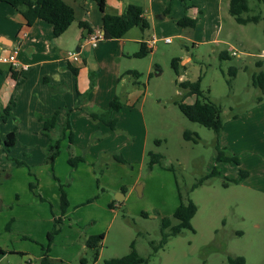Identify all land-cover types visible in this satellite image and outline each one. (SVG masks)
Wrapping results in <instances>:
<instances>
[{
    "label": "rangeland",
    "instance_id": "1",
    "mask_svg": "<svg viewBox=\"0 0 264 264\" xmlns=\"http://www.w3.org/2000/svg\"><path fill=\"white\" fill-rule=\"evenodd\" d=\"M177 1L164 0L163 9L153 0L150 27L144 33L152 50L144 57L133 56L138 46L131 39L88 44L90 53H95L76 77L65 68L59 72L49 64L34 63L58 46V40L41 30L42 39H49L35 45L33 59L21 62L17 58L28 65L23 74L30 73L24 90L39 94L27 96L30 100L67 99L78 105L90 104L95 94L90 93L89 71H94L98 97L111 100L117 95L122 108L113 114L117 120L115 129L101 126L100 133L92 120L81 122L77 127L82 133L77 143L79 155L68 142L61 146L63 157L67 156L65 164L63 160L58 164V168L66 167L61 176H65L67 164L70 166V153L82 159L96 155L91 181L84 170L77 169L75 173L71 166L65 179L60 180L49 168L37 165L39 156L47 158L41 140L27 147L17 140L10 152H4L3 137L18 123L9 118L0 124V247L14 252L0 256V264H39L41 246L47 244L46 234L52 229L53 218L60 216V231L49 251L52 264H103L128 254L131 242L145 264H226L229 256L237 255L244 257L245 264H264V90L252 85V75L259 69L264 71V22L239 24L228 13L229 0H216V13H193L191 8L190 14L197 17L196 25L180 27L174 6ZM201 2L208 0H191L188 4ZM247 4V15L264 16V2L247 0ZM13 14L16 11L10 4L0 2V29L14 38L20 27L12 19ZM76 27L75 22L59 40V46L80 56L76 50L79 41L72 37ZM164 37L171 41L164 42ZM223 50L229 57L220 59ZM16 51L19 58H26L23 48L18 46ZM173 58H179L177 74L171 66ZM260 61L262 66L258 68L256 62ZM70 63L82 65L81 60ZM231 68H235L234 75ZM6 72L0 70V107ZM199 76L204 95L221 107L222 129L218 135L188 120L175 103L194 101L195 97L186 95L188 90L179 83L194 82ZM82 81L87 86L85 90L81 89ZM58 86L60 91H56ZM10 95L18 100L19 111L25 116L26 109L21 106L25 101L14 91ZM90 130L93 131L88 134ZM185 130L197 134L192 135L195 142L183 138ZM41 132L44 129L25 136L29 132L22 129L27 142L40 138ZM216 145L236 156L238 164L216 162ZM149 150L163 155L161 164L151 169L147 165ZM112 152L121 153L127 163L115 161ZM13 159L25 165L17 167ZM214 166L218 174L192 189ZM239 170L247 176L224 185L237 179ZM73 179V201L62 215L58 181L68 183L63 187L66 192ZM30 183H34L33 189ZM118 184L124 192L118 191L119 187L114 189ZM179 193L183 201L190 198L197 205L192 230L182 229L160 246L161 219L173 213L180 202ZM99 196L101 200L93 202ZM83 197L87 199L75 203ZM122 197V201L117 200ZM109 198L112 201L108 204L105 201ZM89 199L91 202H87ZM176 223L173 219L172 225ZM164 231L169 232L170 227ZM99 234L104 238L96 256L85 241Z\"/></svg>",
    "mask_w": 264,
    "mask_h": 264
},
{
    "label": "trees",
    "instance_id": "2",
    "mask_svg": "<svg viewBox=\"0 0 264 264\" xmlns=\"http://www.w3.org/2000/svg\"><path fill=\"white\" fill-rule=\"evenodd\" d=\"M7 2L8 4L15 7L26 19L28 25H30L35 19H41L51 24L52 35L57 38L62 35L67 28L74 22V12L72 7L63 0H0ZM98 5L99 10L102 13L101 16V28L103 31L104 40L121 38L128 30L133 27H139L141 30L149 29V21L143 16L142 7L138 4H129L126 6L125 10L121 14L109 13L106 11V0H94ZM184 4V13L177 20V25L180 27H194L197 22V17L190 14V9L192 5L188 4L191 0H180ZM264 2V0H258ZM169 7L166 8L165 12H168ZM249 7L247 0H229L228 3V13L233 17V19L239 24L247 23H257L262 20L264 22V16L260 15H247L249 12ZM246 14V15H245ZM80 27L86 28L83 22H79ZM90 29L88 30V32ZM152 50L148 47L146 41L140 43L139 49L133 54L134 57H144L148 52ZM220 59L229 57V53L223 50L220 55ZM178 62L179 58H173L171 61V66L174 72L178 73ZM256 66L261 68V62H256ZM74 74L77 73L75 67H70ZM230 72L234 75L235 68H231ZM133 75L138 76L137 71H131ZM201 77L199 76L194 82H180V86L187 89L188 96L193 95L195 97L192 103L185 102L183 100L175 102L178 106L180 112L190 121L196 122L204 127L212 129L215 134H219L222 129L221 120V107L219 104L211 101L203 93L200 87ZM95 84V72H89V88L91 89ZM252 85L264 90V71L259 69L256 73L252 75ZM11 102L5 107L0 108V124L5 121V118L11 113ZM122 107L119 96L115 95L109 102L108 108L103 111H93L86 110V113L94 121H99L107 125L111 129H115L117 120L113 117L112 113L119 111ZM38 119L43 123V129L46 136L49 138L48 146L46 149L47 156L54 159L59 152V141L64 137L65 130H69V147L72 149L73 143V132L69 121L61 127V133L57 138L53 139L50 136V131L57 128L56 126V113L50 117L38 116ZM196 133L185 130L183 132V138L185 140L196 141ZM16 142V128L13 127L9 132L5 134L2 140L3 151L8 152L9 149L14 146ZM226 148H219L216 145V162H235L238 164L237 157L234 155H228L225 152ZM148 168L151 169L155 164H161L163 155L154 151H147ZM112 158L120 163H127L126 159L121 153L114 152L111 154ZM16 166H24L25 163L21 160L13 159ZM82 157L74 156L70 153L68 158V163L71 167H75L78 162L82 161ZM218 174L216 166H214L210 173L202 176L195 184H193L192 189L201 185L205 180ZM247 174L242 170H239V177L237 179H230L224 183L227 185L228 182H238L242 178H245ZM68 185V183H60L58 181V186L60 190V207L62 215L64 214L68 201L66 198L65 191L63 187ZM29 188H34V183L29 184ZM180 202L176 206L175 210L170 216L163 217L161 219V238L160 246H162L170 235H176L180 233L182 229H191V219L197 211V205L195 202L188 198L186 201L182 200V195L179 193ZM91 202V199L87 200ZM61 217L53 218V226L50 231L46 234L47 244L46 246H41V259L40 264H52L49 260V251L52 244L54 236L60 231ZM177 220V223L172 225V220ZM170 227L169 232H165L164 229ZM103 239V234L89 236L85 245L89 248L94 249L97 256V250ZM13 253L12 251H7L0 247V255L5 253ZM146 260L139 257L135 248L134 243L130 244V252L122 257H115L107 259L103 264H145ZM30 264V263H28ZM226 264H245V259L241 255L229 256L227 258Z\"/></svg>",
    "mask_w": 264,
    "mask_h": 264
},
{
    "label": "crops",
    "instance_id": "3",
    "mask_svg": "<svg viewBox=\"0 0 264 264\" xmlns=\"http://www.w3.org/2000/svg\"><path fill=\"white\" fill-rule=\"evenodd\" d=\"M63 1H65L67 4H69L72 7L73 12H74V22L72 24H74L76 22L77 27L74 29L72 37L75 39V41H79L77 44V48H78L77 51L80 55V56H78V59L75 61L81 60L82 65H77L76 67L72 66L70 62L73 60H71V58L68 57L69 52H66L65 50H63L61 48L62 45L59 46L60 45L59 40L62 38V36L65 34V32L72 26V24L67 28V30L62 35L55 38L52 35L51 24H49L46 21L41 20V19H35L30 25H28L24 16L18 10H16L12 5H11V7H12L13 12L16 11V14L12 15V19L14 21H17L20 29H19V32L17 33V36L14 38L11 35H9L8 33L2 31V29H0V52L9 53V52L13 51L14 49L18 48V46H19L20 48L24 49V51L27 53V55H26V58H23V57L19 58V55L17 56V58L20 59L21 62L30 61L33 59L32 54L34 52L35 45L38 44L39 42L43 41V40L49 39L50 34H51L53 39L58 40L57 48L55 50L45 54V56L43 58H41L40 60H35L34 63L49 64L51 66H54V68L56 70H59V72H61L62 68H65V69L70 70L72 72V74L77 77L79 72H81L87 68V62L91 59V53H93V54L95 53V51L90 53V49L88 46L89 43L85 40V37L88 34L89 29L92 30L96 26L101 27L102 13L99 10L98 5L96 4V2L94 0H63ZM154 1H155V4L157 3L158 5L162 6L163 9H165L166 4H165V2H163L164 0H154ZM178 1L175 2V4H174L175 9H176V15H178V16H176V19H179L184 13V4L180 0H178ZM0 2H4V1H0ZM152 2H153V0H149V5L146 6V0H106V11L109 13L121 14L125 10L127 5L138 4L142 7L143 16L148 19V17L151 15V11L153 8ZM217 2H216V0H208V2H201V3H198L197 5L192 3L193 13L200 12L202 10H205V11L209 10L212 13H216L219 9V3H217ZM190 11H191V9H190ZM79 22H83L86 25V28L80 27L78 25ZM138 29H139V31H134V30H138ZM41 30L44 31L45 35H47V32H48L49 38L42 39V36L40 34ZM145 31L146 30H141L139 27H133L130 30H128V32H126V34L123 37L119 38V40H123V42H124V40L131 39L132 41L137 43V46H138L137 49H139L140 43L143 41H146L145 36H144ZM79 37H80V40H79ZM107 40H109V39H107ZM96 50H98V48ZM231 54H233V53H231ZM21 64H26V62L21 63ZM70 67H75L77 69V73L74 74ZM0 70L1 71L2 70L8 71L5 73V78H4L5 85H4V89L2 90L3 92H2V97H1L2 98V106L0 108L5 107L10 102L12 103L11 104V113L5 118V121L2 123L8 122L9 118H13L14 120L17 121L18 124L13 126L16 128V142H17V140H22L24 143H26V144H23L24 147H27L28 145H31L34 141L41 140V143H42L41 146L45 145V147H43V149H45V152H46L48 142H49V138H48V136L45 135L44 132H41L42 135H40L41 136L40 138H35V139L30 138L29 141L27 142L26 139L23 138L24 136L22 135V129L24 128L29 132L25 136H29L32 132L35 133L36 131H41L43 129V123L38 119V116L50 117L54 113H56V126H57V128L50 131L51 138H53V139L57 138L58 135L61 133V127H63L65 125V123L67 121H69L71 131L73 132V143L71 145L74 147L75 154L79 155V153L81 152V148L79 147V144H77V143H78V141H80V139L82 137V133L77 130V127L80 128L83 122H86L87 120L90 122V120H92L89 117V115L86 113V110L103 111V110L108 108V105L110 102V99L108 100L106 97L101 98V99L98 97V93L96 90L97 89V82H95L94 86L90 89V93L95 94V96L92 97L93 102L90 104L87 103V105H85V106L84 105H78V103L75 104L74 100L71 103V102L67 101V99L64 100L63 102L57 101V100H47L45 102H39V100L33 101V100H30L27 98V96H30V98H33L35 96H39V94L35 93L33 90H32V92L31 91L29 92V90H24V85L27 84V82H29L30 73H28V75L27 74L25 75V74H23V71L20 73V71L13 70L7 64H0ZM60 88L61 87L58 86L56 91H60ZM86 88H87V86H86L85 82L82 81L81 89L85 90ZM15 89H18V91H15ZM83 90H80V91H83ZM11 91H14L15 93H17L18 97L20 99L22 98V100L25 101V103H22V105H21L22 107H24L26 109L25 116L22 114V112L19 111L18 100L15 101V98L11 97V95H10ZM77 93H78V91H77ZM83 106H84V108H83ZM119 111L113 112L112 115L119 112ZM92 121L93 122H91V123L96 127V130L100 133H103L101 131V130H103V128H101V126L108 127L107 125H105L102 122L94 121V120H92ZM109 129H111V128H109ZM91 131H93V130H90L88 132V134ZM68 134H69V130L67 129L64 132V137L59 141V149H61L60 153H59L60 156L58 154V156L56 155L57 157H55L54 159H51L47 156V158H45V160H43L42 156H39V160L36 162V164L40 165L42 169H43V165L45 166L46 169L49 168V171L53 172V174H55L57 177H60V180L65 179L67 172L69 171L68 168L70 167L67 164V170L65 169L67 172H65L66 173L65 176L64 175L61 176V173L63 172V168H66V167L61 166L58 168L59 161L63 160V164H65L64 160H67V156L63 157L65 154L63 153V149L61 146L64 143L66 144V142L69 143ZM88 134H85V136L87 137ZM35 136H37V135H35ZM41 138H43V139H41ZM14 146H15V144H14ZM11 148L9 149L8 152L11 151ZM112 153H114V152H112ZM29 155L30 154L27 152V156H29ZM95 160H96V155H91L88 159L87 158L83 159L82 161L79 162L77 167H72V168H74L73 172L76 173L77 169L84 170L85 173L88 174L89 179L91 181L92 178L94 177L93 176L94 174L92 175V168H93L92 165H93ZM31 164L34 165L35 162H33ZM157 165H159V164L153 165L152 168L154 166H157ZM17 167H21V166H17ZM92 182H90V184ZM73 184H74V179L72 180V183L69 186H67V189H66L67 191L65 192L66 198L68 201L67 207H69V205L71 206L72 195L70 194V192H72V191L70 189L73 187ZM117 187H119L118 191H120V192L125 191V189H123L120 184H118L116 186V188H114V189L117 190ZM130 192L131 191H129V194H131ZM55 194L56 193L53 192L54 196H55ZM94 195H96V194L93 193V196ZM123 198L124 197L118 198L117 200L122 201ZM57 199H58L59 207H60L59 191H58ZM86 199L87 198L83 197V198L77 199L76 201L74 199V201H75V203H80ZM99 199H100V196L96 197L93 202H99ZM72 201H73V199H72ZM111 201H112V198H109L105 202L109 204V202H111ZM7 251H9V250H7ZM18 253H21V252H18ZM21 254H24V253H21ZM3 255L4 254H2L0 256H3ZM48 255H49V253H48ZM40 259H41V255L39 257V260ZM29 263L32 264L31 262H29ZM39 264H40V262H39Z\"/></svg>",
    "mask_w": 264,
    "mask_h": 264
},
{
    "label": "built area",
    "instance_id": "4",
    "mask_svg": "<svg viewBox=\"0 0 264 264\" xmlns=\"http://www.w3.org/2000/svg\"><path fill=\"white\" fill-rule=\"evenodd\" d=\"M85 40L95 46L99 41L104 40L103 37V31L101 27H94L92 30L88 32V34L85 37ZM164 42L169 43L171 41L170 37H164L163 38ZM147 42V41H146ZM148 44V47H151V44ZM68 57L71 58V60L75 61L78 59V55L76 53H69ZM0 64H7L10 66L11 69L20 71V73L28 68V65L26 64H21L17 60V52L16 49L9 53H2L0 52Z\"/></svg>",
    "mask_w": 264,
    "mask_h": 264
},
{
    "label": "water",
    "instance_id": "5",
    "mask_svg": "<svg viewBox=\"0 0 264 264\" xmlns=\"http://www.w3.org/2000/svg\"><path fill=\"white\" fill-rule=\"evenodd\" d=\"M85 35V34H84ZM76 50H78V48H76ZM140 191V190H139ZM118 199V198H117Z\"/></svg>",
    "mask_w": 264,
    "mask_h": 264
}]
</instances>
